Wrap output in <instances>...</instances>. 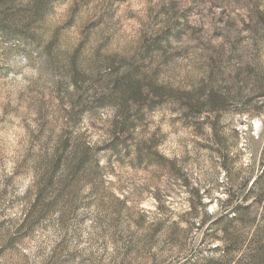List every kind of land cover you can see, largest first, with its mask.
Returning a JSON list of instances; mask_svg holds the SVG:
<instances>
[{"label":"rangeland","instance_id":"rangeland-1","mask_svg":"<svg viewBox=\"0 0 264 264\" xmlns=\"http://www.w3.org/2000/svg\"><path fill=\"white\" fill-rule=\"evenodd\" d=\"M0 264H264V0H0Z\"/></svg>","mask_w":264,"mask_h":264},{"label":"trees","instance_id":"trees-1","mask_svg":"<svg viewBox=\"0 0 264 264\" xmlns=\"http://www.w3.org/2000/svg\"><path fill=\"white\" fill-rule=\"evenodd\" d=\"M126 78H128L127 75H125V76L123 77V79H124L125 81L127 80ZM209 92H210L209 95H207L206 97H204L205 99H203L202 101L200 100V98L197 97L196 102H197V105H198V106H201L202 104H205V105H208V106L212 107V105L215 104L216 101L219 100V99H217V96H216L215 94H213V92H211V91H209ZM125 93H128V94H129V97H131V98H133V99H135L134 97H135L136 95H137L138 97H139L140 95L142 96V94H141V90H140L139 85H138L137 82H134L133 84H132V83H128V84L126 85L125 89L122 90V94L125 95ZM50 166H51V168H52L53 170L56 169V168H59L58 163H50ZM66 166L68 167V165H66ZM70 169H71V168H70ZM253 182H254V181H253ZM50 183H51V180L48 181V182L46 183V185H50ZM57 186H58V188H59V186H61V190L63 191V190H64V187L66 186V180L63 181V182H61V183L59 182V184H58ZM35 200H36V199H35ZM34 202H36V203L32 204V208H31V209H35V208L37 207V204L39 203V201H34ZM229 203H230V202H229ZM229 203H228L227 205H229ZM231 203H232V202H231ZM226 207H227V206H226ZM225 210H227V208H226ZM28 218H29V216H28V211H27L26 214H25V218H24V220H25V221H28Z\"/></svg>","mask_w":264,"mask_h":264}]
</instances>
